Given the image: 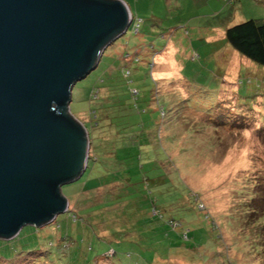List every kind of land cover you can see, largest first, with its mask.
Listing matches in <instances>:
<instances>
[{
  "label": "rangeland",
  "instance_id": "rangeland-1",
  "mask_svg": "<svg viewBox=\"0 0 264 264\" xmlns=\"http://www.w3.org/2000/svg\"><path fill=\"white\" fill-rule=\"evenodd\" d=\"M125 2L138 33L71 91L88 165L68 211L0 239V264H264V68L224 39L264 0Z\"/></svg>",
  "mask_w": 264,
  "mask_h": 264
},
{
  "label": "water",
  "instance_id": "water-1",
  "mask_svg": "<svg viewBox=\"0 0 264 264\" xmlns=\"http://www.w3.org/2000/svg\"><path fill=\"white\" fill-rule=\"evenodd\" d=\"M131 22L121 0H0V239L68 211L88 158L71 91Z\"/></svg>",
  "mask_w": 264,
  "mask_h": 264
},
{
  "label": "trees",
  "instance_id": "trees-1",
  "mask_svg": "<svg viewBox=\"0 0 264 264\" xmlns=\"http://www.w3.org/2000/svg\"><path fill=\"white\" fill-rule=\"evenodd\" d=\"M224 39L226 43L235 52L245 57L246 59L250 60L251 62L255 63L256 65L264 68V20L249 19L241 23L229 26L224 31ZM131 59L132 58L129 54H125L122 58V60L125 61V63H129ZM132 61L138 62L139 59L138 57H135L134 59H132ZM123 73L125 77H130V71L128 69L126 70L124 69ZM90 159H94V158H90ZM87 165H88V162H87ZM86 169H87V166H86ZM168 223L172 224L174 222L169 221ZM41 253L43 254V256L42 255L40 256L43 257L42 258L43 260L46 259L52 263V259H50L49 254H47L46 252L45 253L41 252ZM12 260L13 259H1L0 258V262L1 261L8 262ZM109 262L111 264H120L119 262L114 261L113 255L109 257ZM95 264H97V260Z\"/></svg>",
  "mask_w": 264,
  "mask_h": 264
},
{
  "label": "built area",
  "instance_id": "built-area-1",
  "mask_svg": "<svg viewBox=\"0 0 264 264\" xmlns=\"http://www.w3.org/2000/svg\"><path fill=\"white\" fill-rule=\"evenodd\" d=\"M228 1L230 2L232 0H228ZM131 25H132L131 33L132 34H137L138 33V29H139V25H140V20L132 19Z\"/></svg>",
  "mask_w": 264,
  "mask_h": 264
},
{
  "label": "crops",
  "instance_id": "crops-1",
  "mask_svg": "<svg viewBox=\"0 0 264 264\" xmlns=\"http://www.w3.org/2000/svg\"><path fill=\"white\" fill-rule=\"evenodd\" d=\"M125 5H126V7H127V9H128V12H129V14L131 15V10H130V8H129V5L125 2V0H121ZM131 17H132V15H131ZM132 19H134L133 17H132ZM135 20V19H134Z\"/></svg>",
  "mask_w": 264,
  "mask_h": 264
}]
</instances>
